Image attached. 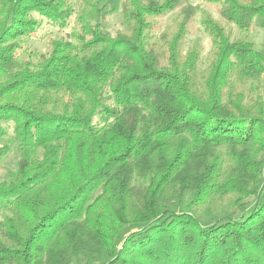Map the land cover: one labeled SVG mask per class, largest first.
Segmentation results:
<instances>
[{
	"label": "trees",
	"instance_id": "16d2710c",
	"mask_svg": "<svg viewBox=\"0 0 264 264\" xmlns=\"http://www.w3.org/2000/svg\"><path fill=\"white\" fill-rule=\"evenodd\" d=\"M43 22L70 29L39 52ZM257 25L264 0H0V264H264Z\"/></svg>",
	"mask_w": 264,
	"mask_h": 264
},
{
	"label": "rangeland",
	"instance_id": "374dc122",
	"mask_svg": "<svg viewBox=\"0 0 264 264\" xmlns=\"http://www.w3.org/2000/svg\"><path fill=\"white\" fill-rule=\"evenodd\" d=\"M192 3H195L197 0H189ZM82 3V1L80 2ZM79 3V4H80ZM100 4V3H99ZM81 5V4H80ZM208 7V6H207ZM109 12H98V15H96L95 19L93 20L98 21L101 26L108 30L115 32L117 30H123L124 25L122 22V13L121 11H116L111 14V6H109ZM212 12V8L208 7ZM176 14V12H171L164 16L160 22L162 24L168 23L172 17ZM199 14H197L198 18ZM193 30H195L193 36L191 37V40H195L196 36H199L201 38L200 43L201 47L204 49L202 50L203 55H207L208 50H209V42L208 38L206 35L203 34L202 31L199 30V26L197 23L193 25ZM70 28H59L58 26L52 25L50 23L43 22L40 29L37 31V33L30 39H28V43L36 48L39 52H46L49 48L51 39L57 38L69 31ZM254 38H255V44L257 46H260L263 42V37H264V31L262 28L258 27V25L255 28V31L253 33ZM200 67H202V63H200ZM1 144H8L9 147V152L8 154L4 157L3 161L1 162L0 165V179L4 177L6 170L8 169H13L15 168L16 161L18 158V153H17V148H16V143L12 141V136L11 132L8 133L6 137H4L1 141Z\"/></svg>",
	"mask_w": 264,
	"mask_h": 264
}]
</instances>
